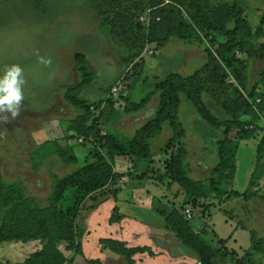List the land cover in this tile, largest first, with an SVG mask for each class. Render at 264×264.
<instances>
[{
  "label": "rangeland",
  "instance_id": "rangeland-1",
  "mask_svg": "<svg viewBox=\"0 0 264 264\" xmlns=\"http://www.w3.org/2000/svg\"><path fill=\"white\" fill-rule=\"evenodd\" d=\"M210 2H240L245 18L254 27L259 25L264 15V0ZM159 5L137 12L133 22L147 28L152 12ZM104 13L108 11L101 6V0H40L38 3L34 0H0V74L6 67L19 65L25 81L20 114L13 118L9 112L0 113V184L12 186L16 190V198L32 199V204L40 208L50 204L55 177L65 176L81 166L89 149L88 143L80 145L77 139L74 140V149L80 158L77 165H67L58 155L49 154L56 142L60 145L69 142L66 140L72 136L69 125L81 114L65 99L67 93L87 104L98 105L111 98L113 87L122 82L126 90L112 98L116 103L112 112L103 118L102 128L127 140L155 116L159 97L148 96L155 91L157 83L170 73L191 76L207 62L203 47L187 44L175 36L161 48L148 44L138 57H134L135 52H140V46H136L133 39L129 44L122 35L119 36L121 28H112L107 22L108 15L106 17ZM260 43H264L263 39ZM79 54L85 57H78ZM83 60H87L85 71L79 69ZM245 75L248 91L257 87L264 93L263 59H250ZM180 96L182 102L178 117L186 132L184 142L188 150L189 177L207 184L218 161L213 154L215 145H209L210 132L204 124L198 123L193 105L184 94ZM144 99H150L145 107L135 112L125 111L129 103L138 105ZM261 118L258 122L259 138L242 142L238 151L233 185L239 191L247 189L250 181L257 145L264 134V113ZM172 135V128L165 123L162 132L151 140L154 160L149 164L152 170L147 180L143 183L119 181L123 189L117 200L120 221L110 223L112 206L103 204L113 198L111 191L105 193L106 198L97 204H89L105 208L96 207L88 216L84 212L88 217H83L85 252L78 255L67 253L73 264H89L87 260L91 259H98L102 264H129L125 256L109 250L102 252L99 240L103 237L122 241L126 247L134 249L148 247L151 252L145 250L132 256L135 264H199L196 253H183L184 246L175 233L164 228V218L154 211L160 198L164 205L170 207L179 209L184 205L181 199L167 190L166 183L160 186V191L151 192L158 185L156 173L163 171V161L167 158L163 149ZM141 161L148 163L145 159ZM252 190H258L259 196L249 201L235 198L222 205L218 199L208 201L211 203L208 224L212 225L217 238L226 240V249L232 252V256L241 259L251 246L252 230L259 238L264 237V177ZM125 191L126 195L122 196ZM127 194L133 196L134 205L130 204L132 200L127 198ZM202 201L207 202L202 199L200 203ZM191 208L185 204L183 213H188ZM198 222V225H205ZM89 230L92 231L91 236L87 235ZM213 244L221 246L216 238ZM11 251L8 248L1 254L0 250V258L5 255L12 262H21L23 255H11ZM262 259L264 262V257ZM222 262L231 264L232 259L229 257Z\"/></svg>",
  "mask_w": 264,
  "mask_h": 264
},
{
  "label": "trees",
  "instance_id": "trees-1",
  "mask_svg": "<svg viewBox=\"0 0 264 264\" xmlns=\"http://www.w3.org/2000/svg\"><path fill=\"white\" fill-rule=\"evenodd\" d=\"M34 1L38 3L40 0ZM156 5L159 7L152 12L147 28L133 22L132 18L137 16V12ZM101 6L108 11L104 15H108L107 22L112 28H121L119 36L122 35L128 43L133 39L136 46H140V52H135L134 57H138L148 44L161 48L175 36L187 44L203 47L207 62L191 76L170 73L157 83L155 91L148 96L159 97L155 116L127 140L102 128L103 118L112 112L116 99L109 97L94 105L67 93L65 99L81 114L69 125L73 139L66 135L69 142L65 145L56 142L49 154L58 155L67 165H77L80 158L74 149V140L80 142L82 139L80 145L88 143L89 149L81 166L65 176L55 177L50 204L44 208L32 204V199L16 198V190L12 186L0 184V249L8 244L33 241H40L41 244L37 251L19 263L0 258V264H73L67 253L84 254L85 218L94 209L105 208L89 204H97L100 199L106 198L105 193L111 191L113 198L103 204L106 207L112 205L109 222L120 221L117 200L123 189L119 181L124 176L129 177V182L143 183L147 180L152 170L149 164L154 160L151 140L162 132L165 123L172 128L173 135L163 149L167 158L163 161V171L156 173L159 178L156 184L160 187L166 183L167 190L181 199L184 205L177 209L164 205L162 198L159 199L154 211L164 218V228L175 233L185 248L183 253L194 252L198 255L199 264H224L222 261L229 257L231 264H264L261 261L264 257V237L259 238L252 230L250 248L242 259L236 258L226 249V240L217 238L212 225L207 222L211 207L208 201L218 199L222 205L235 198L249 201L259 196V191L252 188L260 185L264 177V134L257 145L254 169L247 189L239 191L233 184L240 145L258 136V122H261L264 113V93L257 87L248 91L245 75L250 59L264 60V43H260L261 39L264 41V15L259 25L254 27L245 18L240 2L213 4L210 0H169L168 3L160 0H101ZM84 60L79 67L81 71L87 68V60ZM181 94L193 105L198 123L204 124L210 132L209 145H215L213 154L218 161L207 184L189 177L186 161L188 150L184 142L186 132L178 117ZM257 99L260 101L257 102ZM148 100L144 99L138 105L129 103L125 111L135 112L145 107ZM202 199L207 202L200 203ZM185 204L192 206L190 218L188 213H183ZM7 207L10 209L3 211ZM195 219L205 225H198L200 222H194ZM91 233V230L87 231L88 236ZM215 238L220 247L213 244ZM99 243L102 252L109 250L125 256L129 264H135L132 256L136 252H151L148 247H126L124 242L114 238L103 237ZM87 262L102 264L98 259Z\"/></svg>",
  "mask_w": 264,
  "mask_h": 264
},
{
  "label": "clouds",
  "instance_id": "clouds-1",
  "mask_svg": "<svg viewBox=\"0 0 264 264\" xmlns=\"http://www.w3.org/2000/svg\"><path fill=\"white\" fill-rule=\"evenodd\" d=\"M24 83L23 70L19 65L3 70L0 74V113L9 112L13 118L20 114Z\"/></svg>",
  "mask_w": 264,
  "mask_h": 264
},
{
  "label": "crops",
  "instance_id": "crops-1",
  "mask_svg": "<svg viewBox=\"0 0 264 264\" xmlns=\"http://www.w3.org/2000/svg\"><path fill=\"white\" fill-rule=\"evenodd\" d=\"M253 169H254V167H253ZM154 187H155V189H152V191L150 190L153 194H155L154 191H156V190L157 191H160V187H158V186H154ZM124 195H126V191L124 192V194L122 196H124ZM156 195H157V193H156ZM127 198L131 199L132 202L130 204L131 205H134V198H133V196L132 195L130 196L129 194H127ZM32 245H34L33 248H32ZM40 247H41V244L39 242L33 241V242H29L28 244H19V245L8 244L7 246H4V248H1L0 250H1V254H2V250H7L8 248H10V249H12V251H11L12 254L11 255H13L14 253H21L23 255V258L21 260H24L29 255V253H30L31 250H34L35 249L34 251H36ZM1 256L4 259H6V258L9 257V256L4 257L5 255H1Z\"/></svg>",
  "mask_w": 264,
  "mask_h": 264
},
{
  "label": "built area",
  "instance_id": "built-area-1",
  "mask_svg": "<svg viewBox=\"0 0 264 264\" xmlns=\"http://www.w3.org/2000/svg\"><path fill=\"white\" fill-rule=\"evenodd\" d=\"M124 88V84L122 82H118L116 84V86L113 87L112 91H111V98H117L118 95L120 94V92L122 91V89ZM260 100L257 99V102H259ZM80 142H82V139L80 140ZM130 179L128 176H124L121 178V182H128ZM188 217L190 218L192 216L191 212H188Z\"/></svg>",
  "mask_w": 264,
  "mask_h": 264
}]
</instances>
